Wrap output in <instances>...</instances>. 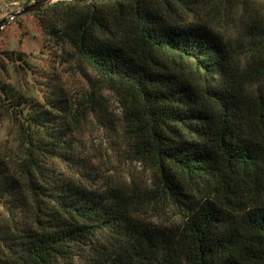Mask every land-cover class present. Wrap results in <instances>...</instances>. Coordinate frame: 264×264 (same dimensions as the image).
I'll return each mask as SVG.
<instances>
[{"label": "trees", "instance_id": "1", "mask_svg": "<svg viewBox=\"0 0 264 264\" xmlns=\"http://www.w3.org/2000/svg\"><path fill=\"white\" fill-rule=\"evenodd\" d=\"M51 5L95 83L36 100L5 82L26 74L23 56L0 54V121L15 143L0 150V264H264V0ZM225 17L229 35L215 25ZM104 89L144 181L62 174L76 129L103 123ZM163 210L174 220L146 217Z\"/></svg>", "mask_w": 264, "mask_h": 264}, {"label": "rangeland", "instance_id": "2", "mask_svg": "<svg viewBox=\"0 0 264 264\" xmlns=\"http://www.w3.org/2000/svg\"><path fill=\"white\" fill-rule=\"evenodd\" d=\"M260 2L262 0H249ZM10 2V3H9ZM14 2V3H11ZM56 1L41 8L44 11L24 13L12 20L6 19L13 11L32 4L25 0H7L0 2V54L14 52L21 54L29 69L26 74H11L15 89L25 96L36 100L49 93L62 92L69 97H76L95 83L93 71L80 63L65 45L58 30L61 19L58 7H50ZM218 24V25H217ZM215 24L222 32L229 35L235 32V26L229 17ZM12 73V72H11ZM8 77V75H7ZM102 96L108 102L107 114L103 123L93 119L83 122L73 133L72 141L77 161L72 165L65 162L63 175L73 176L86 186L105 188L112 185H126L132 178L137 182L146 180L149 172L145 166L131 156L120 129L121 108L115 96L107 90ZM12 129L7 121H0V150L15 151ZM58 165L56 161H53ZM148 220L154 223L173 221L169 211L150 212Z\"/></svg>", "mask_w": 264, "mask_h": 264}, {"label": "water", "instance_id": "3", "mask_svg": "<svg viewBox=\"0 0 264 264\" xmlns=\"http://www.w3.org/2000/svg\"><path fill=\"white\" fill-rule=\"evenodd\" d=\"M53 1H75V2L77 1V2H79V1H85V0H40L36 3H32V4L22 8L20 11L14 12L13 17H15L17 15L24 14V13L33 12L36 9H39V8L45 6L46 4L53 2Z\"/></svg>", "mask_w": 264, "mask_h": 264}, {"label": "built area", "instance_id": "4", "mask_svg": "<svg viewBox=\"0 0 264 264\" xmlns=\"http://www.w3.org/2000/svg\"><path fill=\"white\" fill-rule=\"evenodd\" d=\"M0 9H1V7H0ZM14 12H15V11H14ZM14 12L10 13L9 16H8L6 19L12 20V19L14 18V17H13V13H14Z\"/></svg>", "mask_w": 264, "mask_h": 264}]
</instances>
